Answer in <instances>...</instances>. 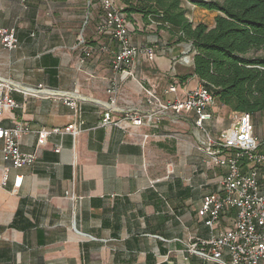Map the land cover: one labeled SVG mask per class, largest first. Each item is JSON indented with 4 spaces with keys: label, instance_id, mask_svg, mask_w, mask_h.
Returning <instances> with one entry per match:
<instances>
[{
    "label": "crops",
    "instance_id": "0c3cea01",
    "mask_svg": "<svg viewBox=\"0 0 264 264\" xmlns=\"http://www.w3.org/2000/svg\"><path fill=\"white\" fill-rule=\"evenodd\" d=\"M184 2L186 17L205 23ZM102 17L100 0H0V28L18 38L14 49L0 45V78L16 88L18 103L0 125H26L20 149L36 154L21 168L0 154V264H219L189 249L212 235L198 210L227 169L203 142L229 126V114L226 120L210 106L213 117L201 130L195 112L162 109L202 84L178 79L193 71L191 45L131 14L133 43L155 55L139 54L123 74L111 66L117 42L98 31ZM112 97V119L120 122L102 125ZM127 112L151 119L134 125L123 119ZM73 123L81 126L77 136L54 132L38 146V131Z\"/></svg>",
    "mask_w": 264,
    "mask_h": 264
},
{
    "label": "built area",
    "instance_id": "2783aa9c",
    "mask_svg": "<svg viewBox=\"0 0 264 264\" xmlns=\"http://www.w3.org/2000/svg\"><path fill=\"white\" fill-rule=\"evenodd\" d=\"M100 4L103 17L98 31L117 42L111 66L114 71L129 75L130 67L139 54L145 53L149 59H153L155 53L152 48H141L133 43L126 16L115 0H100ZM0 45L6 49L18 46L15 29L0 28ZM102 50L104 47L100 46L98 51ZM85 52L90 56L91 51ZM15 89L0 78V119L5 111L18 107L12 94ZM113 90L110 89L109 92ZM39 91L41 90L35 89L33 93ZM169 91L175 92L176 87H170ZM148 93L152 95V92ZM115 102L116 99L112 97L102 125L113 121L119 124L120 121L112 119ZM66 103L77 113V103L71 100H66ZM214 104V96L200 84L188 91L183 99L163 104L162 109L171 108L177 113L195 112L196 126L203 130L213 117L208 108ZM123 119L131 120L134 125H142L150 121L151 116L127 112ZM229 121V126L217 138H208L207 143L203 142L204 145L215 147L212 151L209 148L213 162L225 167L227 172L219 182L218 191L205 195L198 210V216L211 229L212 235L208 240L192 244L189 251L219 264H264V138L256 134L250 113L231 111ZM79 123L82 124L81 121ZM27 132L29 128L22 123L11 128L0 125V154L15 168L29 165L36 159L35 153H24L20 149V138ZM54 132H67L77 136L81 132V126L73 123L63 129H42L37 133L38 146L44 145L48 136ZM55 150L58 152L59 148ZM21 183L22 177H17L15 186L19 187ZM233 210L236 211V216L232 224L221 227L224 218L229 217ZM225 256H228V260Z\"/></svg>",
    "mask_w": 264,
    "mask_h": 264
},
{
    "label": "trees",
    "instance_id": "16d2710c",
    "mask_svg": "<svg viewBox=\"0 0 264 264\" xmlns=\"http://www.w3.org/2000/svg\"><path fill=\"white\" fill-rule=\"evenodd\" d=\"M126 18L140 14L169 33L175 43H189L194 52L192 73L231 111L264 112V0H191L216 12L215 24H194L186 17L183 0H121ZM255 122V121H253Z\"/></svg>",
    "mask_w": 264,
    "mask_h": 264
},
{
    "label": "rangeland",
    "instance_id": "374dc122",
    "mask_svg": "<svg viewBox=\"0 0 264 264\" xmlns=\"http://www.w3.org/2000/svg\"><path fill=\"white\" fill-rule=\"evenodd\" d=\"M191 4H194L191 0H188ZM183 2H184V0H183ZM116 4H117V6L120 8L121 7V3L119 2V1H117L116 2ZM183 4H185V2L183 3ZM195 5V4H194ZM197 6V5H196ZM198 8H196L195 10L197 11V14H196V18H197V20L199 21V20H203V21H205V24H207L209 27H210V22H211V24L213 25V24H215V16H213L216 12H211V11H209V12H211L212 14L210 15V13H208V12H204V11H202V10H204L203 8H201V7H199V6H197ZM192 12H194V11H192ZM192 14V13H191ZM222 107H224V106H222ZM222 107H220V105L219 104H216L215 103V106H214V108L215 109H217L216 111H217V113L219 114V113H221V114H224L225 115V119L226 120H228V114H230V112H231V110H229V108H227V107H224V111L225 112H221L220 111V108H222ZM255 120H256V124H257V127H255L256 128V133L258 134V136H260V137H264V112H262V113H260V114H258V115H256L255 116Z\"/></svg>",
    "mask_w": 264,
    "mask_h": 264
}]
</instances>
